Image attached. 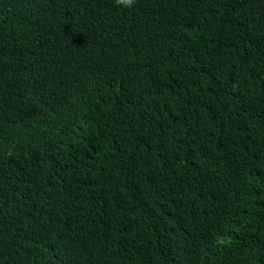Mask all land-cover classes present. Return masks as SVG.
Returning a JSON list of instances; mask_svg holds the SVG:
<instances>
[{"label":"trees","instance_id":"1","mask_svg":"<svg viewBox=\"0 0 264 264\" xmlns=\"http://www.w3.org/2000/svg\"><path fill=\"white\" fill-rule=\"evenodd\" d=\"M0 264H264V0H0Z\"/></svg>","mask_w":264,"mask_h":264},{"label":"clouds","instance_id":"2","mask_svg":"<svg viewBox=\"0 0 264 264\" xmlns=\"http://www.w3.org/2000/svg\"><path fill=\"white\" fill-rule=\"evenodd\" d=\"M115 3L117 6H122L124 8H132L137 3V0H115ZM217 243L225 244L228 243V241L218 240Z\"/></svg>","mask_w":264,"mask_h":264}]
</instances>
